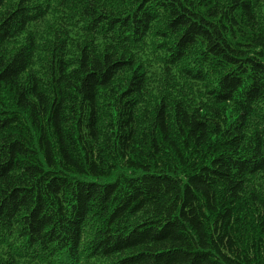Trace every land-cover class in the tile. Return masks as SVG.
<instances>
[{
  "label": "trees",
  "instance_id": "16d2710c",
  "mask_svg": "<svg viewBox=\"0 0 264 264\" xmlns=\"http://www.w3.org/2000/svg\"><path fill=\"white\" fill-rule=\"evenodd\" d=\"M0 264H264V0H0Z\"/></svg>",
  "mask_w": 264,
  "mask_h": 264
}]
</instances>
